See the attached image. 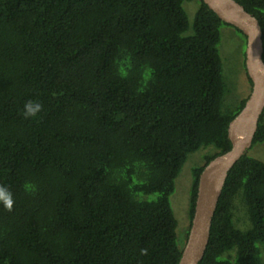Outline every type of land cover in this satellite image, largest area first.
Returning <instances> with one entry per match:
<instances>
[{"label": "trees", "instance_id": "1", "mask_svg": "<svg viewBox=\"0 0 264 264\" xmlns=\"http://www.w3.org/2000/svg\"><path fill=\"white\" fill-rule=\"evenodd\" d=\"M189 1L0 0V185L13 198L0 264H178L175 179L212 147L193 169L191 221L198 176L230 149L247 98L229 101L222 75L232 25L197 0L190 26ZM236 1L260 24L264 62V0ZM29 100L42 110L25 118ZM262 263L264 162L244 153L198 264Z\"/></svg>", "mask_w": 264, "mask_h": 264}, {"label": "water", "instance_id": "2", "mask_svg": "<svg viewBox=\"0 0 264 264\" xmlns=\"http://www.w3.org/2000/svg\"><path fill=\"white\" fill-rule=\"evenodd\" d=\"M225 23L245 36V70L251 90L244 105L228 124L231 147L212 158L198 176L193 215L178 264H198L209 240L211 220L228 171L252 145L264 111V62L261 27L255 16L236 0H202Z\"/></svg>", "mask_w": 264, "mask_h": 264}, {"label": "rangeland", "instance_id": "3", "mask_svg": "<svg viewBox=\"0 0 264 264\" xmlns=\"http://www.w3.org/2000/svg\"><path fill=\"white\" fill-rule=\"evenodd\" d=\"M197 6V0L183 4L190 26ZM245 42V37L235 30L234 27L228 25L220 27L218 50L222 63V75L229 89L227 99L233 104L237 103L241 98L248 96L251 90V84L245 70ZM211 150L212 147L210 146L201 147L188 154L175 179L174 191L170 195V205L177 221V243L181 249L185 245L190 226L189 210L193 169L203 163L204 156L211 152ZM246 153L264 162V142L251 145Z\"/></svg>", "mask_w": 264, "mask_h": 264}, {"label": "clouds", "instance_id": "4", "mask_svg": "<svg viewBox=\"0 0 264 264\" xmlns=\"http://www.w3.org/2000/svg\"><path fill=\"white\" fill-rule=\"evenodd\" d=\"M42 110V105L39 102L27 101L23 108V116L25 118L35 117ZM0 203L4 205L7 210H11L13 204L12 193L8 187L0 185Z\"/></svg>", "mask_w": 264, "mask_h": 264}]
</instances>
